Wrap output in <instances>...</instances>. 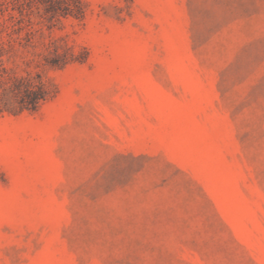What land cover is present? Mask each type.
<instances>
[{"label": "rangeland", "instance_id": "1", "mask_svg": "<svg viewBox=\"0 0 264 264\" xmlns=\"http://www.w3.org/2000/svg\"><path fill=\"white\" fill-rule=\"evenodd\" d=\"M0 108V264H264V0H0Z\"/></svg>", "mask_w": 264, "mask_h": 264}, {"label": "trees", "instance_id": "2", "mask_svg": "<svg viewBox=\"0 0 264 264\" xmlns=\"http://www.w3.org/2000/svg\"><path fill=\"white\" fill-rule=\"evenodd\" d=\"M11 90L17 96V106L10 110L13 112L35 110L40 102L46 98L48 93L43 82L39 80L31 82L27 79H19L16 83L14 82Z\"/></svg>", "mask_w": 264, "mask_h": 264}]
</instances>
